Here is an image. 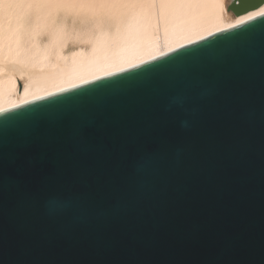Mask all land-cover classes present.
Wrapping results in <instances>:
<instances>
[{"label": "water", "instance_id": "obj_1", "mask_svg": "<svg viewBox=\"0 0 264 264\" xmlns=\"http://www.w3.org/2000/svg\"><path fill=\"white\" fill-rule=\"evenodd\" d=\"M253 17L1 111L0 264H264Z\"/></svg>", "mask_w": 264, "mask_h": 264}, {"label": "bare ground", "instance_id": "obj_2", "mask_svg": "<svg viewBox=\"0 0 264 264\" xmlns=\"http://www.w3.org/2000/svg\"><path fill=\"white\" fill-rule=\"evenodd\" d=\"M230 0H0V112L264 12Z\"/></svg>", "mask_w": 264, "mask_h": 264}, {"label": "snow or ice", "instance_id": "obj_3", "mask_svg": "<svg viewBox=\"0 0 264 264\" xmlns=\"http://www.w3.org/2000/svg\"><path fill=\"white\" fill-rule=\"evenodd\" d=\"M260 15H264V12L260 13ZM252 18L254 19L255 17H252ZM244 22L246 21H242L241 23H244Z\"/></svg>", "mask_w": 264, "mask_h": 264}, {"label": "rangeland", "instance_id": "obj_4", "mask_svg": "<svg viewBox=\"0 0 264 264\" xmlns=\"http://www.w3.org/2000/svg\"><path fill=\"white\" fill-rule=\"evenodd\" d=\"M230 1H232V0H230ZM230 3H231V2H229V4H230ZM227 12H228V11H227ZM228 13L231 14V16H233L232 13H230V12H228Z\"/></svg>", "mask_w": 264, "mask_h": 264}]
</instances>
